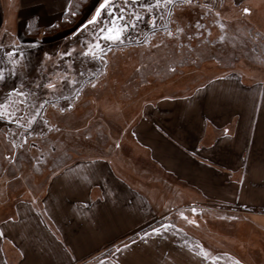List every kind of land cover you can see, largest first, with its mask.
<instances>
[{"label": "crops", "instance_id": "crops-1", "mask_svg": "<svg viewBox=\"0 0 264 264\" xmlns=\"http://www.w3.org/2000/svg\"><path fill=\"white\" fill-rule=\"evenodd\" d=\"M14 1L18 26L19 9L42 3L56 21L71 0ZM223 3L221 19L242 18L245 4L264 33V0ZM2 19L0 0V31ZM237 61L191 91L145 101L133 158L74 157L44 187L26 189L1 211L0 264H257L241 236L203 223L207 213H235L237 227L264 235V73ZM196 203L219 210L202 211L199 224L176 214Z\"/></svg>", "mask_w": 264, "mask_h": 264}, {"label": "rangeland", "instance_id": "rangeland-1", "mask_svg": "<svg viewBox=\"0 0 264 264\" xmlns=\"http://www.w3.org/2000/svg\"><path fill=\"white\" fill-rule=\"evenodd\" d=\"M102 1L71 0L56 21L46 20L45 4L35 3L18 10L21 20L15 26V1L3 0L0 214L26 196V189L44 187L48 177L74 157L125 153L133 158L132 129L145 101L191 91L208 77L234 67L239 58L264 73V33L251 21L252 10L245 4L243 17L227 22L218 13L224 0H160L159 6L157 0H115L111 2L115 12L131 10L129 17H140L139 27H131L140 35L115 44L100 32L108 27L112 6L79 30ZM149 4L150 10L144 7ZM31 14L40 20L24 18ZM97 40L103 52L83 55L87 45ZM50 83L55 87H47ZM13 90L24 92L25 97ZM215 210L219 209L212 204L196 203L177 208L176 214L199 224L202 211ZM207 214L206 228L241 236L252 246L251 255L256 250L255 262L264 264L260 257L264 235L256 233L257 241L250 244V228L237 227L235 213Z\"/></svg>", "mask_w": 264, "mask_h": 264}, {"label": "snow or ice", "instance_id": "snow-or-ice-1", "mask_svg": "<svg viewBox=\"0 0 264 264\" xmlns=\"http://www.w3.org/2000/svg\"><path fill=\"white\" fill-rule=\"evenodd\" d=\"M186 3H191V0H185ZM160 0H157V6H159ZM112 6L109 2V0H105V3H102L100 5V10L103 11L104 9H106L107 7ZM144 7L148 8L149 10L153 7L152 5H145ZM112 10L113 12H115V9L112 6ZM135 15V14H134ZM140 17L138 15H135V19L138 20ZM123 20V16H117L115 20L111 21V26L105 28H100V32L102 33V38L104 40L107 41H121L124 38V33L125 31L128 29L129 24L127 23H122V24H118L117 21H122ZM93 23L96 22V18L93 19L92 21ZM132 26L135 27V22L133 21ZM171 35V33H169ZM99 50L101 53L103 52V48L101 43L99 42V40L96 41V43L93 44H88L86 49L83 51V55L85 56H93L95 57L97 55V51ZM14 54V53H13ZM22 56V54H21ZM101 59H103V55L100 56ZM13 63L15 64L16 61H13ZM0 79H2V77H0ZM47 87L49 88H54L55 85L54 84H48ZM16 91L18 93V95L20 97H25V93L18 91V90H13ZM24 101L22 100L21 103H23ZM64 109H61V111H63ZM7 118L8 119H12L13 116L11 115V112H7ZM3 115V114H0ZM35 119V118H34ZM30 126V125H29ZM195 211V210H194ZM192 223H195V221H192ZM163 227H167V225L163 226ZM153 232L159 234L161 233V228H155L153 229ZM205 255H207L205 253Z\"/></svg>", "mask_w": 264, "mask_h": 264}, {"label": "trees", "instance_id": "trees-1", "mask_svg": "<svg viewBox=\"0 0 264 264\" xmlns=\"http://www.w3.org/2000/svg\"><path fill=\"white\" fill-rule=\"evenodd\" d=\"M138 1V0H137ZM142 1V0H141ZM74 2V1H73ZM73 2H72V4H73ZM150 5H152V4H150ZM98 7V6H97ZM97 9V8H96ZM95 9V10H96ZM105 10H107V8L105 9ZM104 11V10H103ZM103 11L101 12V14H100V16H99V18L98 19H100L101 17H103ZM132 11L130 10V11H128V13H119L118 11H116V12H113V11H111V13H112V16L110 17V22H109V24H108V27L109 26H111V21H113V20H115L116 19V17L117 16H123V20L122 21H117V23L118 24H122V23H127V24H129V27H128V29L125 31V33H124V38L121 40V41H112V43H115V44H118V43H120V42H123V40H126V38L128 39V37H130V35H140V32H134V31H132V28L131 27H133L132 26V23H133V21L135 22V27H133V28H138L139 27V24H137V22H139V19L138 20H136L135 19V16H133L132 18L131 17H129V15L131 16V13ZM146 19L149 21V22H152V20H151V16L149 17H146ZM86 22V21H85ZM93 24V23H92ZM144 24V23H143ZM130 39V38H129ZM132 39V38H131Z\"/></svg>", "mask_w": 264, "mask_h": 264}, {"label": "water", "instance_id": "water-1", "mask_svg": "<svg viewBox=\"0 0 264 264\" xmlns=\"http://www.w3.org/2000/svg\"><path fill=\"white\" fill-rule=\"evenodd\" d=\"M111 1H113V0H109V2H111ZM102 3H105V0L102 1V2L98 5V7H97V9L95 10L93 16H92L89 20H87L86 22H84V23L79 27V30L82 29V28H84V27H86V26H88V25H90V24H92V23H93L92 21H93L94 18H96V21L98 20L100 14H101V12H102V11L100 10V5H101ZM94 23H95V22H94Z\"/></svg>", "mask_w": 264, "mask_h": 264}, {"label": "bare ground", "instance_id": "bare-ground-1", "mask_svg": "<svg viewBox=\"0 0 264 264\" xmlns=\"http://www.w3.org/2000/svg\"><path fill=\"white\" fill-rule=\"evenodd\" d=\"M252 235H250V238L253 239V238H258V235H256L255 232H251Z\"/></svg>", "mask_w": 264, "mask_h": 264}, {"label": "flooded vegetation", "instance_id": "flooded-vegetation-1", "mask_svg": "<svg viewBox=\"0 0 264 264\" xmlns=\"http://www.w3.org/2000/svg\"><path fill=\"white\" fill-rule=\"evenodd\" d=\"M113 1H115V0H113ZM112 2V1H111ZM111 2H110V4H111ZM108 8V7H107ZM105 10V9H104ZM113 11V10H112Z\"/></svg>", "mask_w": 264, "mask_h": 264}]
</instances>
